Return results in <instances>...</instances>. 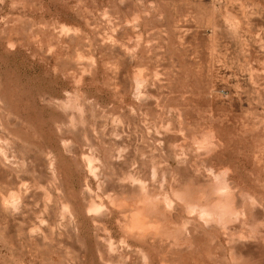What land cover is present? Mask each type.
<instances>
[{
	"label": "rangeland",
	"instance_id": "rangeland-1",
	"mask_svg": "<svg viewBox=\"0 0 264 264\" xmlns=\"http://www.w3.org/2000/svg\"><path fill=\"white\" fill-rule=\"evenodd\" d=\"M0 264H264V0H0Z\"/></svg>",
	"mask_w": 264,
	"mask_h": 264
},
{
	"label": "bare ground",
	"instance_id": "bare-ground-1",
	"mask_svg": "<svg viewBox=\"0 0 264 264\" xmlns=\"http://www.w3.org/2000/svg\"><path fill=\"white\" fill-rule=\"evenodd\" d=\"M89 158V157H88ZM230 185V184H229ZM236 188V187H235ZM11 194V193H10ZM11 196H15V194H14V192H13V194H11ZM168 198V197H167ZM228 201H230L229 199H228ZM222 202V201H221ZM220 202V203H221ZM227 202V201H226ZM225 201H224V203L222 202V204L221 205H217L216 204V206L215 207H212V211L211 212H213V211H218V215H220L221 217L222 216H225V215H227V214H229V213H231V208L229 207V205H228V202L226 203ZM217 203V202H216ZM241 203V202H240ZM215 205V204H214ZM231 206V205H230ZM190 209V208H189ZM188 209V210H189ZM208 209V208H207ZM203 211H204V209H202ZM210 210V209H209ZM209 210H207V211H209ZM187 211V210H186ZM199 216V215H198ZM228 216V215H227ZM223 218V217H222ZM235 222V221H234Z\"/></svg>",
	"mask_w": 264,
	"mask_h": 264
}]
</instances>
